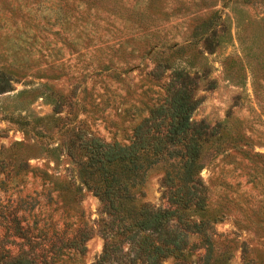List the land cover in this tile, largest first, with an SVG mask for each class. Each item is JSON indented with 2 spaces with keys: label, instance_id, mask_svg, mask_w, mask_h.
<instances>
[{
  "label": "rangeland",
  "instance_id": "rangeland-1",
  "mask_svg": "<svg viewBox=\"0 0 264 264\" xmlns=\"http://www.w3.org/2000/svg\"><path fill=\"white\" fill-rule=\"evenodd\" d=\"M218 17L211 49L199 25ZM174 68L198 73L191 120L218 128L199 156L205 205L182 210L209 221L221 264H264V0H0V262L30 250L13 208L49 264L99 255L107 215L84 180L88 138L129 143ZM174 157L150 165L136 202L169 204ZM81 233L83 250L62 244ZM200 240L189 233L193 264Z\"/></svg>",
  "mask_w": 264,
  "mask_h": 264
},
{
  "label": "trees",
  "instance_id": "trees-1",
  "mask_svg": "<svg viewBox=\"0 0 264 264\" xmlns=\"http://www.w3.org/2000/svg\"><path fill=\"white\" fill-rule=\"evenodd\" d=\"M199 26L203 42L213 49L218 43L213 38L218 28L225 25L218 17L216 22L209 19ZM160 72L158 67L155 74ZM197 81L198 73L174 68L167 82L166 102L153 107L134 126L129 143L103 141L95 135L88 138L90 152L84 180L98 195L107 215L102 228V250L89 264H161L168 255H173L177 264H193L185 259V249L194 244L189 242V233L196 232L201 235L199 243L205 247L199 264H221L223 259L212 253L209 221L192 220L182 210L189 206L202 209L205 205L206 187L198 174L199 156L202 145L218 132L216 125L191 120V111L197 103L193 96ZM4 88L5 85H0V91ZM166 155L177 157L161 179L169 204L136 202L134 189L143 181L144 173ZM138 193L142 195L143 191L139 189ZM16 211L17 208L9 211L14 232L26 238L30 250H23L14 259H3L0 264H49L43 251L33 252L37 239L28 234V226L21 223ZM85 238L81 233L62 244L83 250ZM51 246L55 250L61 247L54 243Z\"/></svg>",
  "mask_w": 264,
  "mask_h": 264
}]
</instances>
